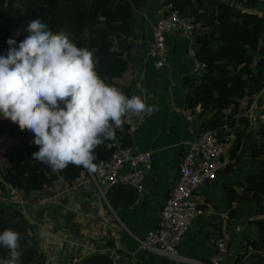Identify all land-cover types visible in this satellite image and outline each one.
I'll return each mask as SVG.
<instances>
[{
  "label": "trees",
  "instance_id": "1",
  "mask_svg": "<svg viewBox=\"0 0 264 264\" xmlns=\"http://www.w3.org/2000/svg\"><path fill=\"white\" fill-rule=\"evenodd\" d=\"M147 2L0 0V55L7 54L9 39L16 42L12 47L18 48L28 35V22L39 19L53 32L70 33V39L78 47L92 50L97 73L130 98L137 95L130 72L133 50L128 38L130 18ZM259 2L164 0L161 4L162 8L172 4L180 16L189 17L197 32L193 40L194 58L204 69L193 79H183L189 89L183 96L185 112L194 118L198 131H212L218 140L229 142V161L235 162L237 153L245 145H248L250 158L256 160V172L245 178L239 198L254 214L251 223L255 239L246 242L250 253L233 264H264V122L256 121L254 131L253 122L246 117L248 105L264 90V12L245 10ZM129 117L125 118L122 129H116L115 140H119L128 127L137 128L138 118L131 114ZM115 140L105 141L108 147L96 148L95 164L109 158ZM32 141L30 131H21L18 125L0 116V232L12 228L21 234L20 264H45L46 257L38 248L33 221L27 211L25 216L15 205L14 193L24 199L58 183L71 187L86 181L88 171L73 165L53 171L34 160L32 153L38 151V146ZM122 143L129 144L127 136ZM112 187L103 189L105 202L112 210L132 203L133 198L128 199L129 196L113 194ZM7 197H11V202H7ZM6 256L7 250L0 247V257ZM79 264L110 263L101 254L91 253Z\"/></svg>",
  "mask_w": 264,
  "mask_h": 264
},
{
  "label": "crops",
  "instance_id": "2",
  "mask_svg": "<svg viewBox=\"0 0 264 264\" xmlns=\"http://www.w3.org/2000/svg\"><path fill=\"white\" fill-rule=\"evenodd\" d=\"M163 1L148 0L130 18L131 78L137 95L146 104L158 107L151 116H136L137 128L132 126L134 130L127 137L135 152L149 153L151 157L149 167L142 169V193L114 185L113 194L133 198L127 207L117 206L114 210L86 181L71 187L58 183L25 197L26 211L33 221L38 248L46 257L45 264H79L91 253L101 254L110 264L201 263L213 256L215 244L222 236L228 237L229 244L221 264H233L250 253L246 242L255 239L251 223L254 214L239 200L245 178L254 174L257 167L256 160L249 156L248 145L239 150L235 162L229 161L226 153L224 159L229 164L214 181L198 188L203 215L191 222L178 246L176 260L142 250L137 243L156 225L167 192L176 183L184 152L182 142L194 139L198 132L194 118L183 108V96L189 91L183 79L195 77L186 55L187 49L194 48L195 35L180 38L167 34L166 64L160 70L152 69L150 60L144 57L152 25L163 13ZM259 1L245 10L264 12V0ZM248 115L255 131L257 123L264 122V90L248 105ZM69 198L75 207L69 206L65 211ZM63 211H70L73 217L63 215Z\"/></svg>",
  "mask_w": 264,
  "mask_h": 264
},
{
  "label": "clouds",
  "instance_id": "3",
  "mask_svg": "<svg viewBox=\"0 0 264 264\" xmlns=\"http://www.w3.org/2000/svg\"><path fill=\"white\" fill-rule=\"evenodd\" d=\"M26 31L18 48L9 39L7 54L0 55V116L33 134L34 160L53 171L73 165L95 173L96 148L115 140L129 114L151 116L158 107L106 83L94 52L78 47L70 33L53 32L39 19ZM20 240L12 228L0 232L7 250L0 264H20Z\"/></svg>",
  "mask_w": 264,
  "mask_h": 264
},
{
  "label": "built area",
  "instance_id": "4",
  "mask_svg": "<svg viewBox=\"0 0 264 264\" xmlns=\"http://www.w3.org/2000/svg\"><path fill=\"white\" fill-rule=\"evenodd\" d=\"M167 34L180 38L197 34L192 20L180 16L172 4H167L162 15L154 21L151 38L146 46L144 57L150 60L154 70H160L166 64ZM186 55L191 63V75L197 76L203 71L204 65L195 60L194 48L187 49ZM247 118L249 122L253 120L249 115ZM133 130L132 126L128 127L119 140L112 142L109 158L96 164L95 173L86 172V183L93 187L103 202V189L109 186L115 185L130 189L136 194L142 193V169L149 167L151 157L149 153L135 152L129 144L122 143V139L130 136ZM182 148L184 152L177 169L176 183L167 192L160 207L158 221L146 232L143 240L137 241L140 249L171 260L178 258V246L191 222L203 215L198 188L214 181L220 170L228 165L224 158L230 145L228 141L218 140L212 131L204 130L198 131L194 139L184 140ZM14 197L15 205L27 216L24 199L16 193ZM228 242V237L222 236L216 242L210 259L193 264H221Z\"/></svg>",
  "mask_w": 264,
  "mask_h": 264
},
{
  "label": "rangeland",
  "instance_id": "5",
  "mask_svg": "<svg viewBox=\"0 0 264 264\" xmlns=\"http://www.w3.org/2000/svg\"><path fill=\"white\" fill-rule=\"evenodd\" d=\"M7 199H8L7 202H8V201L11 202V197H7ZM70 201H71V199L69 198V199H68V203H66L67 206L64 207V210H65V211H66V208L69 207V206H71L72 208L75 207V206H73L74 203H71ZM67 209H68V208H67ZM74 210H76V208H75ZM67 212H68V213H66V212L63 211L62 214H63V215L68 214V215L72 218V217H73L72 213H71L70 211H67Z\"/></svg>",
  "mask_w": 264,
  "mask_h": 264
}]
</instances>
